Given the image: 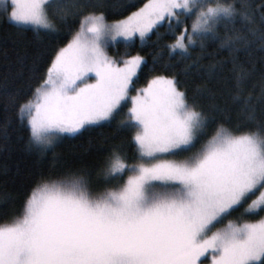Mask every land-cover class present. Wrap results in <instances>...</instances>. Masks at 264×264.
<instances>
[{
  "label": "snow or ice",
  "instance_id": "6c2138e0",
  "mask_svg": "<svg viewBox=\"0 0 264 264\" xmlns=\"http://www.w3.org/2000/svg\"><path fill=\"white\" fill-rule=\"evenodd\" d=\"M0 22L70 37L30 57L23 97L0 81V151L27 133L37 157L19 198L0 164V264H264V0H0ZM112 125L133 156L57 171L59 143Z\"/></svg>",
  "mask_w": 264,
  "mask_h": 264
},
{
  "label": "trees",
  "instance_id": "16d2710c",
  "mask_svg": "<svg viewBox=\"0 0 264 264\" xmlns=\"http://www.w3.org/2000/svg\"><path fill=\"white\" fill-rule=\"evenodd\" d=\"M146 0H132V3L136 5V8L142 6ZM135 8L129 9L128 11H134ZM127 14V12H125ZM119 18V17H117ZM190 25V21L187 22ZM162 38L157 42L156 45H141L140 41H136V47L131 49L132 54H136L137 51L141 55H145L149 62H151V56L159 48H162L165 44L172 43L174 37L171 35L164 34L166 28L160 29ZM178 34V33H177ZM65 37L61 39L57 44L51 43L47 38L44 39L41 44L34 38V34L31 31H25L22 36L17 35L15 27L9 23L0 22V81H4L7 78L8 91L16 92L19 91L23 97L28 92L29 84L31 83L28 79V67L30 66V57L34 55L38 50L45 47H62L67 43ZM156 36H152V41H156ZM216 45L209 43L207 46V52L213 53V55L201 63L208 65L214 63L217 60L223 59L224 54H215ZM123 44L117 45L115 48L109 50V54L113 56L121 55L125 52ZM199 48L197 47L194 55L199 54ZM6 53V55H5ZM27 58L21 63V57ZM259 67V64L257 65ZM151 73L145 72L140 74V79L137 81L136 87H143L146 85L147 79H149ZM183 79V77H181ZM197 82H199L197 80ZM135 95V92L132 93ZM3 95L0 94V115H2ZM127 111V108L123 110ZM123 115V113H122ZM130 133L116 134L115 126H104L93 129L90 133H85L83 136L77 138H65L63 142L59 143L54 149L55 155L62 157L70 164L69 168H59L58 172L67 173L69 171H76L84 165H91L98 163L103 160L106 155L105 151H98V148L107 149L112 144H124V150L129 157L133 156L134 149L127 143L130 138ZM22 139L13 138L11 151L4 153L0 151V164L7 163L10 168L9 176L16 173L17 166H19L20 173L15 183L8 184V190L12 191L18 198L23 195V191L30 188L32 185V178L27 176L29 171L35 173L37 170V157L25 152V142L27 139V133L22 134ZM91 141V143H90ZM53 155L52 151H49L47 158L42 162L41 166L44 170L48 169L49 161ZM131 163L132 161L129 160ZM4 177L0 176V180ZM23 185V188H22Z\"/></svg>",
  "mask_w": 264,
  "mask_h": 264
},
{
  "label": "rangeland",
  "instance_id": "374dc122",
  "mask_svg": "<svg viewBox=\"0 0 264 264\" xmlns=\"http://www.w3.org/2000/svg\"><path fill=\"white\" fill-rule=\"evenodd\" d=\"M130 106V105H129Z\"/></svg>",
  "mask_w": 264,
  "mask_h": 264
}]
</instances>
